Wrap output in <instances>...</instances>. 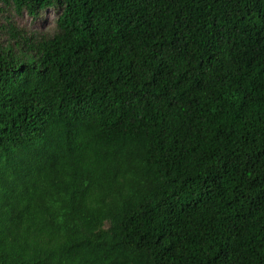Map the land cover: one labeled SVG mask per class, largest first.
Masks as SVG:
<instances>
[{"label":"trees","instance_id":"1","mask_svg":"<svg viewBox=\"0 0 264 264\" xmlns=\"http://www.w3.org/2000/svg\"><path fill=\"white\" fill-rule=\"evenodd\" d=\"M0 31V264H264V0H0Z\"/></svg>","mask_w":264,"mask_h":264},{"label":"rangeland","instance_id":"2","mask_svg":"<svg viewBox=\"0 0 264 264\" xmlns=\"http://www.w3.org/2000/svg\"><path fill=\"white\" fill-rule=\"evenodd\" d=\"M9 15L12 22L18 29H23L27 33H35L43 36H50L55 30V20L58 12L54 9L43 11L37 19L30 18L25 12L17 15L12 10L4 13V16ZM0 31V35H1Z\"/></svg>","mask_w":264,"mask_h":264}]
</instances>
